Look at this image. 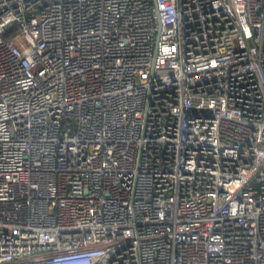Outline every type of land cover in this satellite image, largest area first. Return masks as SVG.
Wrapping results in <instances>:
<instances>
[{
	"label": "built area",
	"instance_id": "obj_1",
	"mask_svg": "<svg viewBox=\"0 0 264 264\" xmlns=\"http://www.w3.org/2000/svg\"><path fill=\"white\" fill-rule=\"evenodd\" d=\"M0 264H264V0H0Z\"/></svg>",
	"mask_w": 264,
	"mask_h": 264
}]
</instances>
